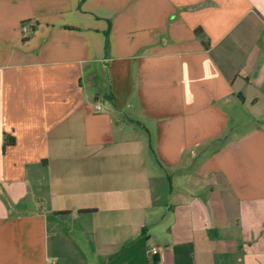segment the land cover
<instances>
[{
  "label": "crops",
  "instance_id": "crops-1",
  "mask_svg": "<svg viewBox=\"0 0 264 264\" xmlns=\"http://www.w3.org/2000/svg\"><path fill=\"white\" fill-rule=\"evenodd\" d=\"M50 261L264 264V0H0V264Z\"/></svg>",
  "mask_w": 264,
  "mask_h": 264
},
{
  "label": "built area",
  "instance_id": "built-area-1",
  "mask_svg": "<svg viewBox=\"0 0 264 264\" xmlns=\"http://www.w3.org/2000/svg\"><path fill=\"white\" fill-rule=\"evenodd\" d=\"M22 30H23V32H27L28 31L26 27H23ZM96 110L99 111L100 110L99 107H97ZM150 254L152 256H156V255H158V250L156 248H153V249L150 250ZM48 264H56V262L55 261H50Z\"/></svg>",
  "mask_w": 264,
  "mask_h": 264
}]
</instances>
